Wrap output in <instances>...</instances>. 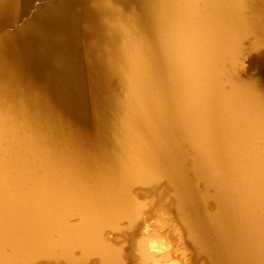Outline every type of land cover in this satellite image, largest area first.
Masks as SVG:
<instances>
[{
    "label": "bare ground",
    "instance_id": "1",
    "mask_svg": "<svg viewBox=\"0 0 264 264\" xmlns=\"http://www.w3.org/2000/svg\"><path fill=\"white\" fill-rule=\"evenodd\" d=\"M77 1L0 40V264H264V0Z\"/></svg>",
    "mask_w": 264,
    "mask_h": 264
},
{
    "label": "water",
    "instance_id": "2",
    "mask_svg": "<svg viewBox=\"0 0 264 264\" xmlns=\"http://www.w3.org/2000/svg\"><path fill=\"white\" fill-rule=\"evenodd\" d=\"M77 2L79 1L0 0V40L8 38L15 40L14 36L34 29L49 43H53L54 52L59 50L64 53L67 48L77 49L76 38L72 33L74 28L77 29L78 21L82 18L78 16L77 10L81 4ZM74 22L77 23L75 27H73ZM78 28L81 26L78 25ZM36 43L41 47L44 45L40 44V40ZM248 70L264 81V48L250 55Z\"/></svg>",
    "mask_w": 264,
    "mask_h": 264
},
{
    "label": "rangeland",
    "instance_id": "3",
    "mask_svg": "<svg viewBox=\"0 0 264 264\" xmlns=\"http://www.w3.org/2000/svg\"><path fill=\"white\" fill-rule=\"evenodd\" d=\"M245 43L248 45L249 41L247 40ZM246 54H247V52H245V55H244V62H245V64H244L245 67L244 68L245 69H241V74L243 76L245 75V77H246V75H248L247 73H249V72H247V70H248V60L250 58V54H249V56H248V54L247 55ZM163 209L166 210L167 213L165 215L167 217L174 216V214L176 212V207L172 203L167 204L165 207H163ZM182 236L184 238L183 239L184 243L182 242V239L180 238L179 232L178 233L177 232L174 233V232L171 231L169 233V236H168L167 240L169 241L171 248L173 250L177 251V253H181V252H183V250H185L186 257L183 260H186V261H176V262H180L181 264H185V263L193 264L195 262V257L196 256H195V254L193 252L192 247L190 245H188L187 238L184 235V233L182 234ZM132 244H134V241H131L130 239H128L127 242L124 243L125 250H126L127 254L129 253L128 254L129 260L131 259V257L134 254V251H132V248H131ZM175 259L180 260L181 257L180 256H176ZM198 262L200 264H210V262H208V260L206 258H202V257L199 258Z\"/></svg>",
    "mask_w": 264,
    "mask_h": 264
},
{
    "label": "snow or ice",
    "instance_id": "4",
    "mask_svg": "<svg viewBox=\"0 0 264 264\" xmlns=\"http://www.w3.org/2000/svg\"><path fill=\"white\" fill-rule=\"evenodd\" d=\"M17 78L14 70H9L5 78H0V89L9 88Z\"/></svg>",
    "mask_w": 264,
    "mask_h": 264
}]
</instances>
